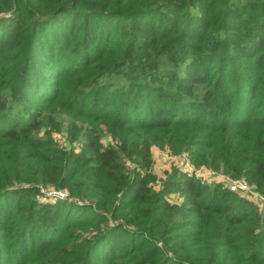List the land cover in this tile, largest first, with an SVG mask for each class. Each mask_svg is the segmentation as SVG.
I'll return each mask as SVG.
<instances>
[{"label":"trees","instance_id":"obj_1","mask_svg":"<svg viewBox=\"0 0 264 264\" xmlns=\"http://www.w3.org/2000/svg\"><path fill=\"white\" fill-rule=\"evenodd\" d=\"M0 16V264H264L251 202L146 173L169 149L264 196V0H0ZM131 65L129 88L97 91ZM65 109L78 154L39 135ZM43 189L68 194L63 215ZM55 218L27 251L24 224Z\"/></svg>","mask_w":264,"mask_h":264},{"label":"rangeland","instance_id":"obj_2","mask_svg":"<svg viewBox=\"0 0 264 264\" xmlns=\"http://www.w3.org/2000/svg\"><path fill=\"white\" fill-rule=\"evenodd\" d=\"M2 16H0L1 18ZM167 60H163V63H165L164 66V71L162 72H168L174 69L175 67V62H168V64L166 63ZM130 70L128 71H124L126 73V79L122 80L120 77H115L112 76L110 78H106L100 81L99 86L97 91L98 92H103V89L105 88L107 90V93H113V91H115L116 89H123L122 87H126L129 88V76L130 77H134V79H136L137 76H132V75H137L136 72V68H133L132 65L130 66ZM134 73V74H131ZM161 75V74H159ZM93 91H87L86 95L90 96L91 98L94 97V95H92ZM97 95V94H96ZM112 95V94H111ZM134 96V95H132ZM112 97H114V95H112ZM64 107H69L68 109L70 110V106L67 104H63ZM67 109V108H66ZM63 110L62 115L60 117H55L54 122L55 125L52 124H47L46 126L43 127L41 133L39 134L40 137L43 136L44 133H49V139L53 140L57 145H59V147L63 148V150H65L66 152H73V153H81L82 151V145L80 142L79 143V139H81V135L80 133H78V138L73 141V143H70V138L68 136L67 130L66 128L68 127L69 124H73V117L72 116H65L64 113H66L67 110ZM72 114V113H71ZM73 115V114H72ZM61 124H63L61 126V130L56 131L52 128L58 127ZM76 129L78 128V125L75 124ZM101 144L102 146L106 147L108 145H110V137L107 134H103L101 136ZM151 157H152V166L151 168L146 171V173H149L153 176H155L157 178V180H163L165 177L169 176V175H173L174 173H176V170L179 172H183V173H188L189 175L193 174L195 177H198L199 179H203V181H205L208 184V189L211 190L214 187H220V189L222 187V185L216 183L217 181H219L220 183H222V179H220L219 177L215 176V175H211L209 172V170L204 169V168H196L192 163H190L189 159L187 158V154L185 153H174L169 149H160L158 147H152L151 148ZM122 165L124 167V169L126 170V173H128L129 177H133L135 175H137V173L141 176H143V171L136 169L134 167V165H132L130 162H128L126 159H122ZM205 170V171H204ZM134 171H136V173L134 174ZM211 172V171H210ZM178 174V173H177ZM223 184V183H222ZM159 188V184L157 183L155 185V189ZM19 189V188H18ZM46 190H50V189H43V191ZM57 191V190H54ZM63 192L65 194H67L64 191H60ZM40 195V193H39ZM68 196V194H67ZM69 197V196H68ZM234 197H238V196H234ZM178 196L177 195H171V198H169V200L173 203L174 201L178 202ZM36 201H38V203H43V198L41 196H38L37 198H35ZM61 202H71V198L69 197L67 200L64 201H47V203L56 205L58 207H60L62 209L61 211V215H63V206L61 205ZM264 210V209H263ZM262 210V211H263ZM261 211V215L264 217V212ZM89 213V212H88ZM89 215L85 213V216ZM84 216V217H85ZM57 218L54 219V221L51 223L52 226L50 227H42L40 229L36 228L33 229L32 227L27 228L24 224V228L25 230V235L23 238V243L24 245H26L25 249H27V251H29V245H31L32 243H36L37 240L40 242L44 237L46 239H49L50 237H52V228L54 225H58L57 229L59 227H62L65 222L63 221L62 218H60L57 222V224H54L55 220ZM82 219V217H80V220ZM95 232H91V234H93ZM72 237L71 243H74V248H77L79 246V243L82 240H86V241H94V239H92V236H88V235H84L82 232H76L74 234H70ZM78 236V237H77ZM55 237H57V235H55ZM71 239V238H70ZM70 242V241H69ZM15 246V244L12 245V248ZM102 247V245H100L98 247L97 250L94 251V255L93 258L96 259L99 257V251L100 248ZM24 248V247H22ZM33 259H35V256H33Z\"/></svg>","mask_w":264,"mask_h":264},{"label":"built area","instance_id":"obj_3","mask_svg":"<svg viewBox=\"0 0 264 264\" xmlns=\"http://www.w3.org/2000/svg\"><path fill=\"white\" fill-rule=\"evenodd\" d=\"M207 172H209L211 175H215L219 177L220 179H222L223 184L220 182L218 184L222 185L225 191L231 194H235L239 198H243L251 202L259 214L264 209V196L256 192L254 186H251L242 180L229 179L228 177L222 174H218L213 171L210 172V170ZM199 180L202 184L208 186V184L205 181H203V179H199ZM39 193H40V196L45 201H64L69 198L67 194L60 192V191L40 190ZM262 212H264V210Z\"/></svg>","mask_w":264,"mask_h":264},{"label":"crops","instance_id":"obj_4","mask_svg":"<svg viewBox=\"0 0 264 264\" xmlns=\"http://www.w3.org/2000/svg\"><path fill=\"white\" fill-rule=\"evenodd\" d=\"M216 183H219V181H217Z\"/></svg>","mask_w":264,"mask_h":264}]
</instances>
